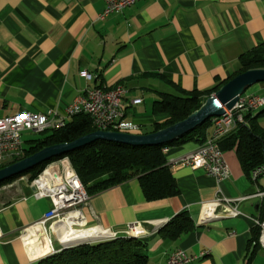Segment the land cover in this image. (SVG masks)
<instances>
[{"label":"crops","instance_id":"0c3cea01","mask_svg":"<svg viewBox=\"0 0 264 264\" xmlns=\"http://www.w3.org/2000/svg\"><path fill=\"white\" fill-rule=\"evenodd\" d=\"M104 9V0H0V118L50 110L65 119L68 106L87 89L123 85L121 123L150 134L168 119L152 112L161 95L226 82L244 55L264 45V0H146L99 21ZM245 94L263 97L264 83ZM212 132L211 125L207 135ZM198 146L169 148L168 159ZM224 152L228 179L187 170L173 175L180 194L157 202H148L139 181L131 180L91 197L88 224L122 237L131 223H142L149 264H167L177 250L205 254L192 264H264L263 248L252 255L256 223L264 218V177L254 182L236 152ZM8 186L0 189V264H38L61 251L56 243L25 250V241L46 236L34 225L52 204L35 199L30 184L16 196ZM219 196L247 198L238 204L242 215L214 214L201 224V206ZM184 212L194 231L176 241L164 238L162 230Z\"/></svg>","mask_w":264,"mask_h":264},{"label":"trees","instance_id":"16d2710c","mask_svg":"<svg viewBox=\"0 0 264 264\" xmlns=\"http://www.w3.org/2000/svg\"><path fill=\"white\" fill-rule=\"evenodd\" d=\"M257 68H264V45L241 58L240 69L230 80ZM230 80L226 82L217 81L211 88L203 91L187 92L175 86L179 96L161 95V99L153 104L152 112L153 114L167 115L168 119L163 124H155L152 133L175 125L189 117ZM244 120L245 123L239 125L235 132L224 138L220 145L223 151L234 150L236 152L243 171L251 178L253 170L264 166V127L262 126L264 108L256 114L246 113ZM211 124L212 120L166 146L131 147L97 141L90 146L54 158L7 180L0 184V189L24 177H29V182H32L48 164L60 158L68 157L90 197L136 179L139 181L148 202L173 198L180 194V190L174 176L166 166L167 159L163 150L189 143L203 145L206 142ZM95 131L88 116H74L64 127L49 130L43 133L39 139L25 141L27 146L25 144L23 159L47 147L74 142ZM17 162L19 161L0 167V170ZM194 229L195 224L190 214L184 212L173 218L162 231L164 238L169 241H176L183 235L193 232ZM259 235L260 229L257 227L252 239V244H254L252 255L259 249ZM142 241L143 239L120 238L76 246L61 250L38 264H149L150 259L148 254L143 251L144 244Z\"/></svg>","mask_w":264,"mask_h":264},{"label":"built area","instance_id":"2783aa9c","mask_svg":"<svg viewBox=\"0 0 264 264\" xmlns=\"http://www.w3.org/2000/svg\"><path fill=\"white\" fill-rule=\"evenodd\" d=\"M104 1L105 9L99 14V21H104L113 14L122 13L137 3L146 0ZM83 75L89 77L86 73H83ZM126 95L127 90L123 85L87 89L75 99L72 105L68 106L65 119L58 117L56 112L50 110L38 113L21 112L14 116L0 118V167L24 158V135L26 133L43 134L52 129H60L74 116H88L92 121V125H97V131L138 132V127L121 123L125 114ZM140 102V100H135L134 104ZM263 102L264 96L244 94L232 111H226L224 116L212 119L213 132L207 135L206 142L203 145L176 159H168L170 150L169 148L164 149L163 154L167 159L166 166L171 174L177 175L187 170L192 172L204 171L206 175L217 181L228 179L230 176L229 165L220 143L224 138L235 132L239 125L245 123V120H242V111H249L254 114L255 109L259 108V105ZM64 161H70V159L63 157L48 164L43 172L30 182V186L35 189L33 197L37 200L49 199L52 204L51 209L45 213L34 227L43 228L73 219L76 220V224L73 225L74 228L88 225L85 212L68 214V205L88 203L89 208L91 197L77 173L67 172L64 168ZM261 177H264V166L256 168L251 173V180L254 182ZM246 199L230 200L224 196H219L213 203L201 206L202 223L208 221L211 217L204 216V209L206 208H213L214 211L218 210V214H214L221 218L241 216L242 213L238 209V204ZM256 225L260 229L258 239L260 245V243H264V218L257 221ZM103 227L105 228H103V232L107 235L104 239L117 235L111 229ZM125 234H138L142 237L143 224L140 222L131 223ZM49 243H51V239ZM196 257L189 256L183 250H177L170 255L167 264H192L196 261Z\"/></svg>","mask_w":264,"mask_h":264},{"label":"water","instance_id":"95a60500","mask_svg":"<svg viewBox=\"0 0 264 264\" xmlns=\"http://www.w3.org/2000/svg\"><path fill=\"white\" fill-rule=\"evenodd\" d=\"M262 83H264V68L251 69L242 73L222 86L199 110L189 117L175 125L154 133L131 134L114 131H95L74 142L47 147L30 157L1 169L0 184L30 171L43 163L49 162L54 158L83 149L97 141L123 144L131 147H157L172 144L208 121L224 116L226 111H232L238 104L240 98L251 87ZM32 190L34 191L35 189L32 188ZM104 240L105 239H101L82 244L64 246L62 250L90 243H100L104 242Z\"/></svg>","mask_w":264,"mask_h":264},{"label":"bare ground","instance_id":"6f19581e","mask_svg":"<svg viewBox=\"0 0 264 264\" xmlns=\"http://www.w3.org/2000/svg\"><path fill=\"white\" fill-rule=\"evenodd\" d=\"M263 108H264V102L259 105V108L255 109L254 114L259 112ZM246 113H250V112L242 111V120H244V115ZM93 127L97 131V125H93ZM64 168L67 170V172H75L71 164V161H64ZM86 210H88V203H76L74 205H68V214L83 213ZM206 215L207 216L214 215V209L213 208L204 209V216ZM75 222H76L75 219L69 221H62V222H58L57 224H51L50 226H45L42 229L46 236H48V234L52 233L53 231L57 240H59L60 243L65 246L82 244L95 240H101L107 236L106 233L103 232L104 231L103 225L97 224L94 227L77 229L73 227V225L76 224ZM201 224H202V218H201ZM46 236L37 234L36 237H33L25 241V248H26L25 250L31 251L35 248L43 246L44 244L50 246V243ZM120 238L141 239V236H138V234H124V236L122 237H119L118 235H113V237L107 238L105 240L111 241ZM260 247L264 249V243H260ZM204 255L205 254H201L200 256L196 257V260L199 258H203Z\"/></svg>","mask_w":264,"mask_h":264},{"label":"rangeland","instance_id":"374dc122","mask_svg":"<svg viewBox=\"0 0 264 264\" xmlns=\"http://www.w3.org/2000/svg\"><path fill=\"white\" fill-rule=\"evenodd\" d=\"M137 133V132H136ZM131 134H134V133H131ZM43 136V134H33V133H26L24 135V141L28 142V141H32V140H36V139H39ZM26 144V143H25ZM27 146V144H26ZM23 179V178H22ZM22 179H19L17 180L16 182L10 184L8 187H6L8 190L7 192L11 195V196H16L18 195V193H20V187L21 185H26V186H29L30 182H29V177H24V180ZM28 180V181H27ZM96 224H92V223H89L88 225H86L85 227H80V228H88V227H94ZM79 229V228H77ZM48 241L51 239V243L50 245H59L60 247H62V249L64 248L65 245L61 244L59 240H57L56 236L54 235V232L52 231V233H49L48 236ZM104 241H107V240H104ZM90 244H94V243H90ZM86 245V244H85Z\"/></svg>","mask_w":264,"mask_h":264}]
</instances>
